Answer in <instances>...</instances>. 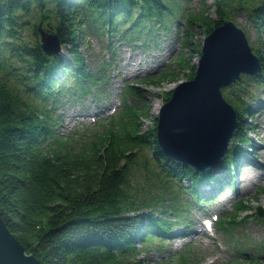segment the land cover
<instances>
[{"label": "trees", "instance_id": "16d2710c", "mask_svg": "<svg viewBox=\"0 0 264 264\" xmlns=\"http://www.w3.org/2000/svg\"><path fill=\"white\" fill-rule=\"evenodd\" d=\"M187 1L0 0V220L40 264H144L136 246L185 237L189 213L215 201L216 183L235 172L244 152L239 145L250 146L246 132L251 124L245 118L252 117V103L264 97V0H215L213 18L202 6L196 12L186 8ZM233 13L253 25L251 51L260 71L220 90L236 120L233 143L216 164L221 176L195 172L160 153L155 120L142 127L150 108L135 84L124 87L118 113L90 141L59 134L58 108L66 105L64 99L69 103L89 90L93 97L104 93L101 71L87 69L77 51L79 36L105 41L111 55L112 42L147 51L163 38L199 55L194 29L206 36ZM38 29L56 38L65 59L60 52L42 51ZM173 65L186 70V80L193 77L194 66L184 55ZM176 80L168 67L145 83L157 87ZM78 143L83 145L72 146ZM147 148L149 158L142 154ZM204 185L214 188L201 190ZM247 210L238 202L232 211L220 213L213 221L215 231L229 235ZM252 217L264 221V210L254 209ZM173 226L182 228L181 234L172 235ZM234 246L236 254L245 256L240 244ZM191 253L183 247L169 256V264H195ZM247 262L256 264L252 258Z\"/></svg>", "mask_w": 264, "mask_h": 264}, {"label": "rangeland", "instance_id": "374dc122", "mask_svg": "<svg viewBox=\"0 0 264 264\" xmlns=\"http://www.w3.org/2000/svg\"><path fill=\"white\" fill-rule=\"evenodd\" d=\"M214 1L188 0L186 8L196 12L202 6L205 8L203 13L213 18L211 6ZM230 21L243 30L251 49L253 43L255 45L256 42L253 25L247 21L245 15L238 13H233ZM174 33L171 31L172 36ZM79 37L77 51L87 69L92 72L101 71L104 82L99 88L104 93L93 97L91 95L93 91L89 90L90 94L71 100L69 103H66L64 99L66 105L58 108V115L60 117L59 134L68 135V137L81 136L83 142H87V139L90 141L92 135L99 133L102 130L100 128L107 123L109 118L115 117L121 106V93L125 86L131 84H135L142 90V101L146 102L150 108L148 119L141 121L142 127L143 129L151 127L154 120L156 123L159 108L167 101H164L166 93L170 94L177 84L187 81L186 70H176L174 67L175 58L179 54L184 55L195 69L199 56L191 51L190 47L182 51L178 41L173 44L171 40L168 41L165 38L160 39L157 46L147 51L133 50L121 43L112 42L111 49L114 55H111L105 46V41L99 42L87 33ZM204 37L194 29L192 40L199 46L198 53ZM52 41L51 39L46 41L47 48H53ZM59 52L61 58L65 59V51L59 48ZM168 67L177 77L175 82L161 81L157 87L145 83L146 80H154L164 74ZM129 97H125L128 98L127 101L124 98L128 105L131 104L130 100L132 101ZM250 110L252 117L245 119L249 125L251 124L250 131L246 132L251 144L247 145L248 147L239 145L245 153L239 155L234 168L235 172L229 174L227 179L223 181L220 179L216 183H220V187L215 195V201L203 205L199 210L193 209L189 213L191 226L184 232L185 237L172 236L171 239L136 246L137 258L142 259L144 264H169V256L178 254L183 247L191 249L192 255L189 256V260H193L195 264H235V262L247 264L250 258L255 259L256 264H264V221L255 220L252 217L254 209L264 210V97L262 95L259 96L257 102L252 103ZM86 131L90 133L89 137L83 136ZM232 143L230 140L227 148ZM80 145L83 144L78 143L72 146L80 147ZM147 150H144L142 154L149 158L150 154ZM139 156L140 152H137V159L142 161ZM210 172H213L215 177L222 175L217 165ZM183 185L186 186L185 181ZM211 188L214 187L204 185L201 190H211ZM238 202L249 210L239 214L241 221L235 228L229 230V235L222 236L215 231L212 219L215 216L217 218L220 213L232 211ZM201 221L211 223L209 231L204 230ZM181 231H183L182 228L174 226L170 229L172 235L181 234ZM234 244H240L245 256L235 253Z\"/></svg>", "mask_w": 264, "mask_h": 264}, {"label": "water", "instance_id": "95a60500", "mask_svg": "<svg viewBox=\"0 0 264 264\" xmlns=\"http://www.w3.org/2000/svg\"><path fill=\"white\" fill-rule=\"evenodd\" d=\"M38 34L42 51L58 54L56 38L40 29ZM50 39L51 49L46 43ZM259 71L258 60L242 29L230 20L212 28L201 43L193 77L177 84L158 110L154 127L156 148L195 172L211 171L226 154L236 126L235 115L220 90L241 76H253ZM208 136L215 140L204 141ZM209 154H213L212 158ZM0 264H40L24 253L1 220Z\"/></svg>", "mask_w": 264, "mask_h": 264}, {"label": "bare ground", "instance_id": "6f19581e", "mask_svg": "<svg viewBox=\"0 0 264 264\" xmlns=\"http://www.w3.org/2000/svg\"><path fill=\"white\" fill-rule=\"evenodd\" d=\"M211 137V136H210ZM209 136L204 140V141H209V142H212V141H214L215 140V138H213L212 140L211 139H209L210 138ZM215 150V149H214ZM209 156L212 158V156H213V154H209Z\"/></svg>", "mask_w": 264, "mask_h": 264}]
</instances>
